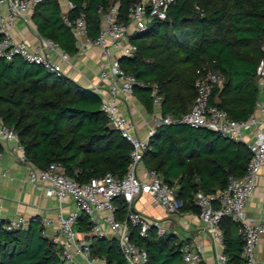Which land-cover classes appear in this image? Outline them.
<instances>
[{
    "label": "trees",
    "instance_id": "obj_1",
    "mask_svg": "<svg viewBox=\"0 0 264 264\" xmlns=\"http://www.w3.org/2000/svg\"><path fill=\"white\" fill-rule=\"evenodd\" d=\"M73 8L68 18L83 15L88 36L99 32L101 12L111 0H68ZM141 0H118V16L127 21V9ZM57 0H41L30 21L36 33L52 41L69 56L76 54L75 38L61 18ZM129 43L136 51L121 57L119 64L136 81L134 96L147 113L152 112L151 86L162 96L161 114L178 120L187 114L196 97L198 69L218 72L223 81L212 93L210 104L234 121L254 113L258 98L256 67L264 60V0H174L165 20L153 19L144 31L133 32ZM100 98L66 76H57L20 56L0 58V118L14 130L27 159L40 169L59 164L80 183L111 173L121 178L130 163L131 147L108 124L100 111ZM2 147L0 145V151ZM251 152L242 142L224 139L219 133L183 123L155 129L143 154V165L175 188L182 209L198 213L194 194L225 190L230 176L241 178ZM116 218L125 215L121 198L113 201ZM78 230L91 225L85 214ZM224 255L229 264H245L238 224L221 222ZM130 239L145 249L147 264H183L181 242L170 236L146 238L131 228ZM93 255L108 264H125L114 238L94 239ZM0 264H67L50 238L42 235L37 222L26 230L0 229Z\"/></svg>",
    "mask_w": 264,
    "mask_h": 264
},
{
    "label": "built area",
    "instance_id": "obj_2",
    "mask_svg": "<svg viewBox=\"0 0 264 264\" xmlns=\"http://www.w3.org/2000/svg\"><path fill=\"white\" fill-rule=\"evenodd\" d=\"M40 1L0 0V58L11 61L14 56H20L24 61L39 65L51 74L64 76L62 64L68 63L69 55L56 44L37 34V46L30 47L23 41H16L12 34L16 22H28ZM173 2L174 0H141L128 7L127 21L119 18L118 7L109 8L106 12H101L99 32L94 39L88 36L83 15L72 20L68 18L73 5L66 2L61 18L75 38V55L80 56L92 48L101 53L102 60L97 75L99 84L91 86V90L100 98V111L107 124L131 147L129 167L121 178L106 173L91 178L86 183L69 177L63 167L56 163L40 169L27 159L16 133L5 126L0 118V158L6 150L17 164L27 166V181L46 197L55 198L60 211L66 198L76 208L66 215L60 213L55 220L36 216L28 218L23 215L8 219L0 217L2 231L26 230L30 222L34 221L41 228L42 235L50 238L59 248L60 257L65 263L108 264L105 258L91 252L92 240L107 238L102 228L104 224L108 227L111 238L117 241L125 264H147L145 249L130 239L131 228H136L142 238H146L150 231H155L156 237L162 238L166 235V229L160 221H150L137 211L134 207L136 199L141 195L150 196L152 204L169 216L179 214L182 204L177 199L175 188L163 182L154 170L143 165V154L157 127L176 122L219 134H229L231 140L244 143L251 152L241 178L230 176L227 187L219 193L207 194L198 190L194 194L193 205L198 209L197 216L203 229L217 243L222 244L223 241L222 220L230 218L237 223L238 234L243 241L241 258L245 264H260L256 249L264 235V224L247 217L246 203L254 196L258 177L264 167V60L259 62L255 71L258 98L254 113L243 121L230 119L223 110L210 104L213 90L221 87L223 79L218 72L209 69L196 71V97L190 111L178 120L170 115L154 118L153 127L147 129L145 138L139 136L134 121L123 113L119 105L120 98L127 100L133 95L135 86L147 85L136 81L131 73L122 69L118 58H114L115 52L119 51L122 57L133 56L136 48L129 43V36L133 32L144 31L153 19L165 20L167 10ZM151 90L152 105L159 107L162 96L158 94V86L152 85ZM116 198H121L126 206L122 220L116 218L113 203ZM81 213L87 216L91 225L88 231L82 233L77 225ZM49 227L55 228L51 236L47 234ZM181 258L183 264H205L201 249L189 243L182 244ZM216 260L219 264H229L224 254L218 255Z\"/></svg>",
    "mask_w": 264,
    "mask_h": 264
},
{
    "label": "crops",
    "instance_id": "obj_3",
    "mask_svg": "<svg viewBox=\"0 0 264 264\" xmlns=\"http://www.w3.org/2000/svg\"><path fill=\"white\" fill-rule=\"evenodd\" d=\"M57 1L63 12L68 0ZM12 34L16 41H23L30 47H36L38 44V36L30 19L28 22L17 21ZM100 54L98 49L92 48L80 56H69L68 63L62 64L64 76L91 90V86L99 84L97 75L102 60ZM121 57V53L116 51L114 58L119 60ZM119 105L123 113L134 121L141 138H145L147 129L153 127V119L162 115L161 107L153 105L152 112L147 113L134 94L127 100L120 98ZM27 171V166L17 164L6 150L3 152L0 158L1 218L8 219L23 215L28 218L36 216L55 220L60 213L66 215L76 210L71 200L66 198L62 202L60 211L55 198L46 197L27 181ZM180 202L182 204V201ZM134 207L148 220L160 221L166 229L165 236L173 238L175 243L185 242L199 247L203 253L205 264H219L216 258L218 255L224 254V246L215 242L203 229L197 213L189 209H182L179 214L169 216L160 207L154 206L148 195H141L137 198ZM246 215L254 222L264 224V167L258 177L254 196L246 203ZM102 228L106 232L107 238H111L108 227L103 224ZM54 229L49 227L47 234L53 235ZM256 256L260 264L264 263V235L257 246Z\"/></svg>",
    "mask_w": 264,
    "mask_h": 264
},
{
    "label": "rangeland",
    "instance_id": "obj_4",
    "mask_svg": "<svg viewBox=\"0 0 264 264\" xmlns=\"http://www.w3.org/2000/svg\"><path fill=\"white\" fill-rule=\"evenodd\" d=\"M116 7H118V0H111L110 8H116Z\"/></svg>",
    "mask_w": 264,
    "mask_h": 264
},
{
    "label": "water",
    "instance_id": "obj_5",
    "mask_svg": "<svg viewBox=\"0 0 264 264\" xmlns=\"http://www.w3.org/2000/svg\"><path fill=\"white\" fill-rule=\"evenodd\" d=\"M220 135H221L224 139H228V140H230V135H229V134L221 133Z\"/></svg>",
    "mask_w": 264,
    "mask_h": 264
}]
</instances>
